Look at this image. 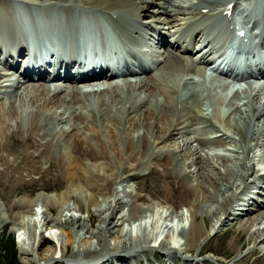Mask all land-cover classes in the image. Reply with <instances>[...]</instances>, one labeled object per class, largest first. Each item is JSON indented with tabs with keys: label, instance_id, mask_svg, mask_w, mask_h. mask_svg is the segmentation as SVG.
<instances>
[{
	"label": "bare ground",
	"instance_id": "bare-ground-1",
	"mask_svg": "<svg viewBox=\"0 0 264 264\" xmlns=\"http://www.w3.org/2000/svg\"><path fill=\"white\" fill-rule=\"evenodd\" d=\"M19 1L23 2V4L19 5L20 8H17L19 13L22 11V24L32 29L39 28L43 33L51 32L52 28L57 24L74 26L87 25L81 17L84 14L94 13L95 11L93 9L103 12L105 15L114 8H121L122 11H125L121 19L122 21L109 22V25L116 28L118 33L125 38L133 37L134 33L122 29L121 26L133 19L142 21L153 19L158 25L169 26L167 31L170 32V36L172 37L169 47L177 53L166 52L162 55L161 59L164 60V64L159 70L161 76H168V80L172 83L174 81V73L181 70L179 55L183 52L186 45V51L189 53L193 52L191 45L196 41V38H201V30L196 28L191 37H187L178 31L171 33L170 30L177 28L191 19H196L200 15L199 10L197 13L195 12L196 8L210 9V6L216 3V7L212 9H217L229 4L233 0H227L228 2L226 3H223V0H80L78 12L82 9H88V11L76 13L74 8H68L65 5H52L47 7L46 10H38V12H48L45 17L26 12V10L30 9L29 5L36 0ZM47 1L49 0H44V2ZM54 1L61 3L66 0ZM9 7V2L0 4V40L14 43L18 41L20 36L17 32L19 21H13L14 17L10 13ZM152 7H156V10H152ZM158 15H162L164 18L162 20L159 17L156 18ZM179 15L183 17L179 18ZM94 21L96 22L98 20L95 19ZM90 24L94 23L91 22ZM142 28L144 31H150L160 35L150 23L145 22ZM76 37L77 35L70 36L67 41L71 40L69 43H74L72 40H75ZM198 64H206L205 58L201 57ZM201 74L202 76L204 75L202 72ZM2 81L5 82L6 78ZM123 83L126 87L125 89H121V86L111 87L110 84H107L106 88H103L101 92L90 94L83 93L78 88L71 91V94L52 93L48 88L34 89L35 93L41 95V97L37 95L35 97L25 96L24 99L19 97L17 100V96L14 100L11 97L9 99L10 107L8 111H3L1 108L0 164L14 169L27 167L33 173L34 171L42 170L38 165L45 162L51 169L52 165L47 158L48 149H51L54 151L56 162L63 169L62 171L66 182H68L67 190L59 195L52 196V194L45 195L42 193L35 198H24L18 205L21 218L26 216V214L29 216L35 215L37 206L44 205L48 207L49 203L57 206L60 211L61 208L68 207L66 200L70 194L72 195L74 193L80 199L82 196H86V190H89L93 196L94 194H99L100 196H107L106 198L113 197L109 201L108 208L105 210H110L111 220L107 221V219H104L97 225L96 231L93 232L83 223L80 217L76 218L73 215L70 208H65L67 212L72 213L69 216H64L62 211L58 220L53 217L49 220L45 219V229L62 228L73 230L76 228L78 233H83V235L88 234L99 240V242H101V237H104L103 235H107L109 239L113 240L112 246L108 251H113L116 254L127 250L134 251L135 247H132L133 241L131 238L126 237V235H130L128 232H125L121 240H119L121 238L120 236L119 238H115L114 233L123 234V230L126 229L124 226H132L136 222L141 223L142 220L149 216L152 219L151 224L156 225V227L160 222L157 219L158 216L161 219L164 216L169 217V214L176 217L179 220V224H181L180 228L186 229L183 233H187L188 235H186V238L185 236L181 237V240L184 239L187 241L188 246H192L196 239L198 242L203 238L206 239L207 236L217 232L222 225L226 227L228 224H231L232 220H240L241 224L243 222L242 218L248 216V221L241 225L248 226L247 229H244L251 233L250 238H252V241L256 240L254 243L259 241L258 238H261L260 243L263 244L264 205L261 207L256 205L254 207L252 206L254 204L253 199L248 197L242 201L246 205L240 206V210L235 217L233 219L229 217L231 215L230 209L235 206L233 204L239 201L237 198L241 199L244 191L249 189V179H254L259 170L263 171V169L256 171L252 165L256 161L255 150L257 154L261 151L264 161V93L259 94L254 88L250 87L248 92L241 91L240 94L236 92L230 101H227L232 91L226 87L216 103L215 114L209 116L204 110V108H207L200 96L196 97V95H192L190 107H187L186 99L180 102L176 98L178 85L173 90L174 96L173 93L165 91L162 86L157 87L141 81L135 84ZM185 84L183 87L184 90L202 92L201 88L203 87L201 85H189L190 80ZM213 84L217 90L221 86L215 82ZM17 88L18 84L15 85L14 89ZM25 92L28 93L27 91ZM156 95L160 96V100L153 98L149 103L150 98ZM82 98L89 101V104H87L88 110L87 108H83L87 114L82 111L74 114L72 111L71 116L67 118L65 117V113H57V110L62 105H67L68 108L66 107L64 111L68 113L74 106L81 104ZM225 104L226 107H224ZM26 105L31 107L32 110L25 107ZM235 108L237 109L230 113ZM26 111H30L27 118L24 117ZM96 112L98 116H96ZM122 114H125V119L127 118L123 130L120 129V115ZM51 115L55 118V135L58 138H63L62 141L56 140L54 142L52 138L43 144L40 140H44V137H41V135L46 132L48 127L45 125H49V119L53 117ZM222 115L224 122H222ZM248 115L254 117L258 115L259 117L257 118L259 121H256V128L254 129L255 136L251 139L252 146L245 144L246 133L243 124L248 120ZM90 116L95 117L93 121H99L97 125L103 127L102 131L96 125H93V121H88ZM114 117H118V119ZM19 126L27 127L26 130L28 132L24 138L15 134L17 130L20 132ZM198 127L202 129V132L207 131L208 137H195V131ZM116 128H118V131ZM136 132H140L141 138H134ZM180 136H187V139L181 141V150L179 143H173L174 145L172 146L167 145L170 141L176 140ZM121 138L125 144L124 149L121 148L123 145L121 144ZM222 143L229 146L223 153L214 151L208 153L204 151L205 147L215 149V147L220 146ZM19 145L24 146L23 152L17 149ZM3 152L12 154L14 160L9 162L3 156ZM154 152H156V156L152 157ZM178 152H180L178 154L180 160L182 159L181 161H177L180 164L181 170L189 171L183 182H180L177 177L169 173L166 178V184L168 185L166 191L168 195H175V192H178L181 196L185 195L183 198L185 201L184 204L187 206V211L189 212L188 216L180 212L182 210L181 208H179L181 209L180 211L177 209L179 205L174 201L170 205L176 210L173 212L169 211V214L160 212L157 202L146 204V207H148L147 216L144 213V205L137 202L135 196H132L130 193L126 195L120 194L125 192L127 187H122V191L118 190L123 184L114 178V168L123 166L122 169L124 172L132 169L137 170L147 162L154 161L156 165L161 166L163 171H165L168 165L176 161ZM182 153H187L188 156L183 159L181 157ZM109 156L113 157V162H111ZM250 164L252 165L250 166ZM193 176L199 179V183H196L195 186L190 184L195 180ZM135 178V176H130L128 180ZM238 180H241L240 184L237 183ZM243 184H247V187L244 188ZM110 186L112 187L109 188ZM186 186L189 188L188 190L185 189ZM253 187L256 189V186ZM209 188L214 194V200L212 202H210L211 195L209 194ZM19 189L23 190V188H18L16 191H19ZM228 192H230L229 196H227ZM169 199L173 200L174 198L170 197ZM94 203V197H89L88 204L93 205ZM113 203L115 205L112 208ZM121 203L126 207H121ZM201 203L209 204L205 208H201L200 216L202 217L199 221L197 213ZM115 209L121 213L122 210L126 209V212L125 214H120V218L118 217L117 220H112L117 215V213L116 215L114 214ZM253 210L256 212V216L251 217L254 214ZM89 220L90 222L93 221L92 216H89ZM168 220L171 221V219ZM162 223L164 222L162 221ZM207 226L211 229L208 234L203 231ZM163 228H165L164 232L166 233L163 236L164 238L168 237L169 241L174 240L179 243L177 241L180 240L179 237L177 235L174 236V230H176V234H180L177 231L178 229L167 228V226ZM160 229L161 227H159ZM164 232L154 231L150 236H146V238L143 236L145 241H147V247L153 250L154 246H158L162 250H169L171 247L176 246L177 243L171 245L161 238L160 233ZM158 236H160L159 240ZM67 241L64 247L65 250L68 246ZM142 244V242L138 243L137 246H141ZM119 245V248H122L121 252L116 250ZM37 250V256H40V260L42 261L47 262L56 259L54 256L56 252L54 248L42 249L38 247ZM98 251L101 250H92L91 257L95 256ZM108 251L103 250L102 252L107 253ZM176 254V252L171 253L170 258L174 260ZM199 254L200 252L196 253L197 256ZM113 256L115 257V255ZM128 256L131 257L129 254ZM117 257L116 260L124 263L128 260L127 256ZM239 261L233 264H238ZM100 264L110 263L108 261H102Z\"/></svg>",
	"mask_w": 264,
	"mask_h": 264
},
{
	"label": "rangeland",
	"instance_id": "rangeland-1",
	"mask_svg": "<svg viewBox=\"0 0 264 264\" xmlns=\"http://www.w3.org/2000/svg\"><path fill=\"white\" fill-rule=\"evenodd\" d=\"M41 97V95H38L34 92H28L26 93L24 89H20L16 92L10 91L9 95L4 98V108L5 111H8L10 104L7 98L13 97L12 100L16 97V100L20 97L23 98L25 96L35 97V96ZM92 100V99H91ZM93 103V100L91 101ZM1 105V104H0ZM29 110H32L31 107L25 106ZM67 107V105H62L60 109L57 110V113H65V117H68L72 111H74V114L79 112V110H82L83 108H87V104H80L77 106H74L68 113L67 111H64V109ZM76 108V109H74ZM27 109V110H28ZM97 109V108H95ZM237 109V108H236ZM235 109V110H236ZM251 109V107H250ZM76 110V111H75ZM234 110V111H235ZM4 111V110H3ZM233 111V112H234ZM30 111H26L24 114V117L29 116ZM53 116V115H51ZM96 116L97 112H96ZM121 116V126L120 129L123 130L125 128L126 119L123 114ZM248 120L243 124L245 133H246V145L252 146L251 139L253 136H255L254 129L256 128V121H259L256 117L248 115ZM116 118V117H114ZM95 117L90 116L88 118V121H93ZM118 119V117L116 118ZM54 116L49 119L50 125L48 127V130L46 133L45 139L41 142L43 144L47 143V140L50 141L53 138V142L56 140L62 141V138H58L55 135L54 128L56 127ZM99 121L95 120L93 121V125H96L97 128L102 131L103 127L101 125H97ZM26 126H19L20 132L17 130L15 131V134L20 136L21 138H24L27 134ZM118 131V128H116ZM138 133V134H136ZM134 134L135 139L141 138L140 132H136ZM122 139V138H121ZM187 139L184 137H179L178 139H174L173 141H170L167 145H174L173 143L178 144L180 146L182 145V140ZM262 140V139H260ZM190 142V141H189ZM121 146L122 149H124L125 144L122 139ZM245 145V146H246ZM50 148V146H49ZM206 148V147H205ZM225 148H229V146H225ZM17 149L21 152L24 151V146L19 145ZM205 152L211 153L212 150L206 148L204 149ZM214 152H220L223 153L224 150L221 147L220 150L214 151ZM256 152V150H255ZM180 152L177 153V158L174 163L171 165H168L166 170L163 171L161 166L156 165L155 162H147L144 166L138 168L137 170L132 169L130 171H125L122 169L123 166L116 167L113 169V175H115V179L121 184L118 188L119 191H122V187L126 188L125 192H118L121 195H126L130 193L132 196L136 197L137 202L143 204L144 206V213L148 216V207H146V204H149L150 202H157L158 204V210L162 212L163 214H169L170 212L175 211L173 207H171V203L174 201L179 206L177 209H179L180 212H183L188 216L187 206L184 204V198L179 194L178 192H175L174 194H169L166 191V188L168 185L166 184V178L168 177V174L170 173L174 177H177L180 182H183L184 178L187 177V172L182 171L180 164L177 162L180 160V156H178ZM261 153V151H260ZM176 154V153H175ZM174 154V156H175ZM111 155V153H110ZM3 156L6 157L9 162H12L14 160V156L12 154H9L7 152H3ZM156 156V152L153 153L152 157ZM188 156L187 153H182L183 159ZM47 158L50 160L51 169L48 167L49 165L45 162L38 165V167H41L42 170L34 171L33 173L29 171L27 167H22L21 169H14L9 168L8 166L4 164H0V264L4 263L2 262L5 256V250L10 247L11 251L14 253V258L16 264H79L83 263L86 259L91 257V251L94 249H100L103 250H110V247L112 246L113 240L109 239L108 236L103 235L104 237H101V242L97 240L96 238L83 233H78V230L74 228L73 230L70 229H62V228H49L50 230L45 229V219L49 220L51 217L54 219H57L60 217L61 212L63 211L64 216H69L72 212L73 215L76 216V218L80 217L81 220L85 225H87L90 230L93 232L96 231L97 225L103 221L104 219H107V221L111 220L110 210L105 211L109 206V201L112 200V196L109 198H106L107 196H100L99 194H94V196L91 194V191L86 190L85 195L82 196L80 199L77 197L74 193L72 195L70 194L69 197L66 200L67 206L61 208L60 211L57 206L51 205L49 203L48 207L44 205H39L36 207L35 215L29 216L26 214V216H23L21 218L20 211L18 209L19 203L27 197L35 198L37 195L44 193L45 195H59L60 193L67 190L68 182H66V179L64 178L63 169L60 168L58 163L56 162V158L54 155V151L51 149H48L47 152ZM111 159V162H113V157L109 156ZM182 160V159H181ZM180 160V161H181ZM260 163L262 162V158L259 159ZM259 167V166H257ZM32 171V170H31ZM135 176V179H129L128 177ZM194 177V176H193ZM113 178V177H112ZM110 178V179H112ZM195 180H193L191 185L195 186L196 183H199V179L197 177H194ZM178 180H176L178 182ZM168 181V180H167ZM237 183H240V180L237 181ZM264 186V183H262ZM110 186L109 188H111ZM18 188L19 191H16ZM186 190L189 188L186 186ZM210 191V188L208 189ZM253 190L256 191L254 188ZM211 195L212 202L214 200V194L212 191L209 192ZM230 195V192L227 193V196ZM94 197L95 203L93 205L88 204V198ZM170 197H173L174 199H169ZM256 197V195H255ZM260 198L262 196L260 195ZM209 203H201L200 208L198 210V218L199 221L202 216L201 215V208H205V206ZM115 203L112 204V208ZM243 205L242 202L238 203L234 206V212H239L240 206ZM79 210H78V208ZM121 207L125 208L126 206L121 203ZM48 208V210H47ZM50 208V209H49ZM70 208L72 212H67L66 209ZM238 208V209H236ZM65 209V210H63ZM111 209V207H110ZM122 210V209H121ZM204 210V209H203ZM104 211V213H102ZM256 211V210H255ZM126 209L122 210L121 212H118L117 209L114 210V214L116 215L115 218H112V220H117V218H120V214H125ZM169 217H161L158 216L157 219L160 221L158 226L152 225V219L151 216L146 217L144 220H142L141 223H134L132 226H127L123 230V234L119 233L115 234V238H119V240L122 239L125 232H128L130 235L126 237L131 238L132 247H135L134 251H138L139 248H142L141 252L137 253V256H133L132 261H135V263L141 262V264H175V262L179 261L178 257L182 256L187 259L195 260V254L196 253H202V251H205V253L201 254L200 258L203 260V264H214L215 257L222 261L224 257H229L230 260H237L241 259V261L244 262V264H264V243L261 242V238L254 243L255 241H252V238H250V232L246 231V226L241 225L242 223H246L249 218L248 216H245L242 218L243 222L240 224V220H232L231 224H228L226 227L221 226L220 229H218L217 232L212 233L210 236H207V238L201 239L199 242L196 239L195 243L192 246H188V242L184 239L181 240V237L188 235L187 233H183L185 230H179L181 233L176 234V230L174 236L177 235L180 240L179 243H177L174 240L168 239V237L164 238L163 236L166 235L164 226H167V228H173L178 229L181 227V224H179V220L176 217H173L171 214H169ZM235 214H232L230 219L234 218ZM89 216H92L93 221L90 222ZM113 216V215H112ZM256 216V212L251 217ZM153 217V216H152ZM67 218V217H66ZM167 218V220H165ZM187 218V217H186ZM62 221H64L63 218H61ZM168 219H171L168 220ZM162 221L164 223H162ZM206 224V222H204ZM180 225V226H179ZM24 226V228H22ZM156 227V229H155ZM159 227L161 229L159 230ZM130 228V230H129ZM245 228V229H244ZM154 231L164 232L160 233L161 238L164 239L165 242L170 243L171 245L174 243H177L176 246H174L172 249L176 250V256L174 257V260L172 262L168 258H161L158 255V252H161V249L158 247H155L153 250L149 249L147 247V241H145L146 236H150ZM178 231V230H177ZM206 234H208L211 229L207 226L206 229L203 230ZM114 236V235H113ZM143 236L145 238H143ZM12 238L13 247L9 245V239ZM160 239V236H158V240ZM257 239V238H256ZM66 240L68 243L67 249L65 250V244ZM157 240V241H158ZM143 243L145 245H138V243ZM260 243V244H259ZM250 244V245H249ZM178 246V247H177ZM41 247L44 248H54L55 257L56 259H52L50 261H42L40 260V256H37V248ZM120 245L116 248L117 251L121 252L122 248H119ZM137 247V248H136ZM190 247V248H188ZM62 248V251H61ZM86 250V252H85ZM210 250L211 252H209ZM153 251V252H152ZM100 252V251H98ZM111 253V251H108ZM124 252H129L124 251ZM88 254V255H87ZM112 254L113 253L112 251ZM215 254V255H214ZM215 256V257H213ZM228 258V259H229ZM58 260V262H56ZM131 261V263H132ZM186 263V262H185ZM182 262V264H185ZM186 264H194V263H186ZM202 264V263H198Z\"/></svg>",
	"mask_w": 264,
	"mask_h": 264
},
{
	"label": "trees",
	"instance_id": "trees-1",
	"mask_svg": "<svg viewBox=\"0 0 264 264\" xmlns=\"http://www.w3.org/2000/svg\"><path fill=\"white\" fill-rule=\"evenodd\" d=\"M9 245L13 247V243H12V238L9 239ZM5 256H4V260L1 264H16L15 262V258H14V253L13 251H11L10 247H8V249L5 250Z\"/></svg>",
	"mask_w": 264,
	"mask_h": 264
}]
</instances>
